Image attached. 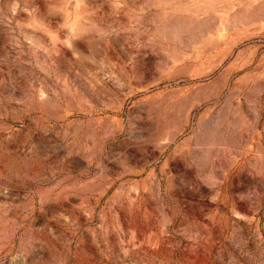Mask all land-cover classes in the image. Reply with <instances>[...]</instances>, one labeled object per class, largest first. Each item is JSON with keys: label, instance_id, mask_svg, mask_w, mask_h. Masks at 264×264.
Wrapping results in <instances>:
<instances>
[{"label": "rangeland", "instance_id": "obj_1", "mask_svg": "<svg viewBox=\"0 0 264 264\" xmlns=\"http://www.w3.org/2000/svg\"><path fill=\"white\" fill-rule=\"evenodd\" d=\"M0 264H264V0H0Z\"/></svg>", "mask_w": 264, "mask_h": 264}]
</instances>
